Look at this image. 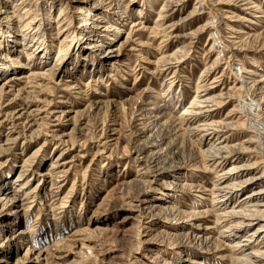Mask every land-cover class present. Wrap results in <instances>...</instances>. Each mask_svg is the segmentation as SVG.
<instances>
[{
	"label": "rangeland",
	"instance_id": "rangeland-1",
	"mask_svg": "<svg viewBox=\"0 0 264 264\" xmlns=\"http://www.w3.org/2000/svg\"><path fill=\"white\" fill-rule=\"evenodd\" d=\"M24 1L0 0L3 12L6 11L0 13V73L4 71L0 78L6 80L10 76L22 77L27 73L29 63L38 61V54L30 56L26 50L25 54L22 48L27 41L21 43L19 37L20 34L26 35L34 31L39 23L48 24V30H44L43 33L48 35L45 43L48 46L49 58L42 63L40 69L51 67L56 59L57 65L52 79L45 78V81L41 82L46 86H39L35 90L42 91L41 97L49 107L67 109L71 112L61 122L55 119L47 120L50 125L47 137L44 134L30 136L35 126L27 132V135L17 136L20 129L12 127L6 120L3 121L4 113L0 110V120H2L0 147L6 148L0 152V198L2 199L0 201V264H121L124 258L132 253L135 258L131 264H170V262L171 264H230L229 259L221 257L228 256L227 252L216 254L213 247H200L193 239L194 235L201 232L216 237L223 229L221 222L217 227L211 222L214 220L211 216L195 219L184 217L180 221L169 214L157 216L158 224H154L155 220L152 222L154 224L152 234L164 230L171 234L157 237L151 244L137 249L136 240L130 237L131 234L127 235V229L136 222L129 219L134 208L124 206L121 198L126 195L136 200L139 187L121 185V183L135 179L136 174L142 173L139 166L141 160L136 158V147L146 141H156L159 138L156 135L161 130L160 127L158 130V126L165 124L163 122L168 118L169 125L178 126L175 124L178 121L177 116L185 106H189L198 93L195 92L194 85L197 84L198 91L201 84L206 83L205 86L208 87L212 85L211 77L214 76L219 82L215 83L217 87H213L212 91L215 95L220 92L225 94L224 98L220 99L223 101L222 105L212 106L215 118L222 119L227 114L226 118L238 124L241 122V117L244 120L251 119L250 122L246 121L248 124L243 125L244 129L229 132L233 136L226 140L230 145H239L253 139L255 144L251 145L253 149L255 148L253 155L258 156L261 153L259 148L264 149V100L259 97H264V85L260 93L259 90L254 93L259 97L251 101L250 99L255 96L249 97V94L242 92L238 100L233 98L230 102L232 98L227 97V93H230L227 90L239 82L234 79L241 74V66L253 72L244 74V81L246 78L249 81L250 78L255 81L264 78V43L253 37L247 38L248 35H255L258 31L264 30V17L256 18L257 15L264 14V0H249L251 2L249 6L226 2L217 5L218 0H174L177 1L176 7L169 14V21L174 23V31L177 34H191L186 38L190 46L186 51L180 52V58L176 57L179 55L177 47L181 45V41L167 40L162 43V33L155 35L151 32V29L156 30L154 22L158 10L166 0H125L128 11L126 13L118 11L117 14L114 6L113 9L106 8L111 16L109 19L117 16L118 20L113 22L112 27L103 29L109 24L108 18H104L102 20L104 24L101 25L103 28L98 30L107 38L116 37V42L113 41L116 47L126 37L128 42L119 55V63H116L118 60L114 57L109 60L100 57L103 60L102 64L98 62L100 66L93 65L91 59L92 55L95 57L99 54L98 51H94L97 49L93 48L92 55L89 53L84 57L85 43L80 39L84 34V32L80 33L82 26H85L91 15L99 12L100 7L96 6L87 13L85 9L91 3L90 0H54L59 1L56 4L53 0H32V3L37 2L36 9L17 23L20 14L26 9L25 4L20 3ZM152 1L154 3L151 5ZM201 2L203 5L198 8V12H194V7H198ZM253 5H259L260 10L254 8L253 11L247 12L246 8ZM19 7L20 10L16 11ZM84 10L89 15L81 14ZM94 10L97 12H93ZM12 12L14 17L9 19ZM59 14L60 17H67V21L62 25L55 22ZM43 16L47 19L36 21L37 17ZM27 21L32 22L24 28ZM123 23V31L118 34L115 30ZM78 26L81 28L79 29ZM21 28L24 30L22 31ZM63 29L69 34L60 44V36L56 37V35ZM196 30V35H192ZM217 35H219V43L216 46L213 38ZM245 38L248 42L244 40ZM242 39L244 41H241ZM41 49L43 50V45ZM168 55H174L172 57L176 59H173L168 71L159 73L158 67L161 61ZM212 65L215 66L212 70L213 75H210L205 82H200L202 80L200 74L204 67ZM7 71L10 73L8 74ZM16 78L10 83L12 93L0 101V109L12 99L13 90L23 86L25 79ZM8 90L9 87L6 91ZM98 99L103 100L104 103L109 101L110 107L104 105L83 116L81 124L83 130L78 134L80 137L74 141V145L70 142L58 144V138L52 136L53 131L59 134L69 133L73 127V116L82 112L89 102ZM23 102L24 99L21 98L13 100L9 105L14 107ZM256 104L260 105L258 109ZM138 106L161 111L159 112L161 114L157 113L160 116L157 117L158 126H151L140 136L135 134V127L140 123V118L133 117ZM234 106H237L236 110L231 111ZM35 114L37 123L45 121L41 118L48 117L43 111ZM100 116L104 118L107 116L102 136L103 125L102 119L99 120ZM95 117L99 126L97 131H92L90 129ZM86 123L88 124L84 125ZM85 128H90L91 132ZM224 135L223 132L218 136L213 134L212 141L217 142L220 140L218 137ZM7 136L18 138L14 143H5ZM173 138L174 136H169L163 139L160 145L152 147L151 150L162 149L165 153ZM188 142L186 144L189 145L188 152L190 151L192 156L197 154L199 146ZM57 144L58 149H55ZM126 146H130V150L124 154ZM152 151L148 150V152ZM189 155L188 153V160ZM257 156L251 161L258 163L253 169L255 174L264 171V163H259L262 157ZM33 159L36 161L33 166L25 167L26 162L32 163ZM183 160L181 158L179 161ZM63 162L66 169L69 168V172L65 177L58 179V186L61 187L59 191L57 190L59 197H65L70 188L72 186L74 188L71 194L65 197L66 202L62 207L57 208L55 213L48 211V204L55 201L58 206L59 202L58 196L51 199L49 194L52 193L47 182L38 187V196L29 199L25 197L23 203L27 206V210L18 205L21 202L14 204L12 196L23 199L26 192L35 188L38 180L41 179L39 174L42 171L53 163ZM192 162H186L180 169L168 170L157 180L151 179L148 190L142 194L144 199L157 203L161 208L173 206L185 212L198 209L193 204L196 202L202 208H209L213 196L203 189L212 187L213 179H217V174L211 167V161L207 164L206 172L200 171L201 167ZM230 165L228 162L225 163L224 170L227 171ZM22 171H25L23 176L17 179ZM194 174L196 177L190 178ZM27 181L29 183L24 185L22 191L15 193L14 188H19ZM184 183H187L186 185L193 183L194 186L185 190L182 189ZM198 184L204 185L203 188H199ZM252 188L253 186L244 189L236 195L235 200ZM8 198H12V201L5 206ZM152 219L145 217L143 228ZM178 224L185 225L184 231L190 233V236L185 238L183 234L176 235L179 232H170L169 228ZM205 226L209 229L204 228ZM247 233H241L240 238H244ZM219 239L227 241L223 231ZM255 239L257 235L253 237V240ZM260 240L255 243H259ZM57 241L60 243L53 246ZM49 246H52L50 255L37 253ZM139 259L144 263L138 261Z\"/></svg>",
	"mask_w": 264,
	"mask_h": 264
},
{
	"label": "bare ground",
	"instance_id": "bare-ground-1",
	"mask_svg": "<svg viewBox=\"0 0 264 264\" xmlns=\"http://www.w3.org/2000/svg\"><path fill=\"white\" fill-rule=\"evenodd\" d=\"M31 1L32 0H25L24 2H20L22 4H25L24 8L26 7V9L24 10L23 13L20 14V17L17 23H20L23 18L27 17L30 13H32L36 9L37 2L32 3ZM90 1L91 3L87 5L86 6L87 9H85L87 13H90L96 6L100 7V10L99 12L94 10L93 12L95 11L97 12L96 15H91L90 18L87 19L85 26H82V29L80 30V33L84 32V34L80 38L81 40H84L83 42L85 43V45H83L84 47L83 55L84 57H87L89 53L92 55L91 52H93L92 49L94 48V49H97L94 51L96 52L98 51L99 54L95 57L93 55L91 56L93 65L97 64L98 66H100L98 62L103 61L100 57H102L104 60H109L111 57H114L116 60H118L116 61V63L117 62L119 63V59H120L119 55H121L123 48L126 46L128 42V37H126V39H124L116 47L115 46L116 37L107 38L101 32H99L98 29L103 28V26L101 25L104 24L102 22L104 18H108L109 24L105 25L103 29L107 27H112L113 22L118 20L117 16H113V18L109 19L111 16H109V14L107 13L106 8L113 9L112 7L114 6V8H116L115 13L119 14L118 11L126 13L128 11L127 4H125V0H90ZM53 2L54 4H56L59 1L53 0ZM222 2H226L229 4L241 3V5H247V6L251 4L249 0H218L217 5ZM150 3L152 5L154 1ZM176 4H177V1H174V0H166L165 3L162 4L156 16V22H154V26H155L154 28L156 30L154 31L153 29H151V32L155 33V35L162 33L163 35L162 36L163 38L161 40L162 43L167 40L181 41V45L177 47V50L179 51L178 52L179 55L178 57H176V58H180V55H181L180 52L186 51L187 48L190 46V42L189 41L186 42V38L191 36V34L175 33L174 23L169 21V14L174 10V8L176 7ZM202 5L203 3L201 2L198 5V7H194V12H196L198 8H200ZM254 8H256L257 10H260L259 5L258 6L253 5L249 8L247 7L246 10L247 12L253 11ZM3 10L4 9H2L0 6V13H6V11L3 12ZM18 10H20V7L17 8L16 11ZM85 10L82 11L81 14L89 15L85 13ZM13 13L14 12H12L9 19L14 17ZM106 14L108 15V17ZM259 15H262V16L257 15L256 18L264 17L263 16L264 14H259ZM39 19L44 20L47 18H45V16H43L42 18L37 17L36 21H39ZM66 21H67V17L66 18H64L63 16L60 17V14L55 19V22L60 25L64 24ZM31 22L32 21H27L24 28L28 27ZM121 25H122L121 27H117V29L115 30L116 32H118V34L123 31L122 27L124 23ZM78 27L79 29L81 28V26H78ZM24 28L23 29L21 28V30L23 31ZM44 30L46 31L48 30V24L45 25L43 23H39L37 25V28L34 31L29 32L26 35L20 34L21 36L19 37V39H21V43L23 41H27V43H25V45L22 48L25 54H26V51H27V54L30 56L34 55L35 53L36 55L38 54L37 56L38 61L33 64L29 63L28 65L29 69L27 73H25V75H22V77L16 78V77L10 76L6 80H1L0 78V101L5 96L12 93L10 83L13 80H15V78L19 80L21 78L25 79L23 86L21 88L13 90L14 95L12 99L9 100V102L5 104L4 106H2L0 109L1 112L4 113L3 121L6 120L7 122H10V125L12 127H15V128L17 127L20 129V132L17 136L27 135V132H29V130L35 126V129L31 131L30 136L44 134L45 136L48 137L47 133L50 132L49 130L50 125L47 123V120L55 119V121L61 122L66 117V115L71 112L70 110H67V109L62 110V109H58L54 107H49L48 104L44 103V100L41 97V94H43L42 91L36 92L35 90L39 86L40 87L46 86V85H42L41 82L45 81L44 80L45 78L52 79L56 65H57L56 64L57 59H56L55 62L50 65L51 67L47 69H43V70L40 69V66L42 65V63H45L49 58V55L47 53L48 46L45 43V41H47L48 35L46 33H43ZM64 31L65 29L61 30L56 35V37L60 36L59 37L61 39L59 41L60 44L63 43L66 38H68L69 33L67 34ZM196 33H197V30L194 31L192 35H196ZM218 37L219 35L213 38V43L215 42L216 46L219 43ZM251 37H253L254 39L261 40V42L263 41L264 43V39H263L264 30L262 29L261 31H258L257 33H255V35L247 36V38H251ZM247 38L244 39L246 42H248ZM244 40L242 39L241 41H244ZM42 45H43V50H45V52H43V50L41 49ZM172 56L174 55L164 56L163 60L161 59L162 60L161 64L158 67L159 69L157 68L159 70V73L165 72L169 67L172 66L173 59L174 60L176 59V58H173ZM59 60L60 58L58 59V61ZM214 67H215L214 65L210 67H204L203 71L200 74V77H202V80L200 82H205L208 78H210V75L211 76L213 75L212 70L214 69ZM240 69H242V71H240L241 74L234 79V81L237 82L238 80L239 82L237 84H234L227 90L231 93V95L230 93H227L228 95L226 94L228 98H232L230 102L233 101V98H237L238 100V98H240V93L242 92H245L247 95L249 94V97L250 96L254 97L255 96L254 93L255 92L257 93L258 90L260 93L264 85V78L261 81H255V80H252V78H250L251 81H249V79L246 78V81H244L243 79L245 77L244 74L251 73L252 71L242 66L240 67ZM8 71L7 73L9 74L10 72ZM2 73H4V71L0 73V76L2 75ZM211 78H212V82H211L212 85H209L208 87H206L205 86L206 83L201 84L199 86L200 88L199 91H198L197 84L194 85L195 92H198V93L194 96L195 98L192 99L189 106H185V109H183L177 116L178 121L175 124H178V126L175 125L176 127H173L174 124L173 126L169 125L167 121L168 120L170 121V119L168 117H167L168 120L166 119L167 121L163 122L165 124L158 126L157 117L159 116V114H161L159 113L161 111L152 110V109L147 108L146 106H138V109H136L133 117H136V116L137 118L139 117L140 123L137 125V127H135L136 129L135 134L140 136L144 134L146 131H148L151 128V126L152 127L158 126V130H160V128L161 130L159 132L160 135L155 134L156 137H159L156 141L150 140L152 136L151 135L149 136L150 139H148L150 141H146V143L140 144L136 147L137 148L136 158L141 160L139 161V166H140V170H142V173L139 175L136 174L135 179H132L128 182L123 181L124 183H121V185L139 187L137 194L135 193L136 200H133L134 198L132 197L130 198L126 195L121 198L124 206L134 208L133 210L134 212L131 213L132 216L129 217V219L136 221V222H134L135 223L134 226L127 229V232H128L127 235L131 234L130 237L136 240L138 244V245L136 244V246H138L137 247L138 249L141 246L144 247V245L151 244L153 240L157 237L164 236V235L167 236L171 234V233H168L166 230L158 232V233H154V235L152 234L151 231L154 227V224H158V221H156V219H158L157 216L159 217L161 215L169 214V216H174V218L176 220L178 219V221L182 220L184 217L188 219H193V218L195 219V218H202L204 216L205 217L211 216L212 218H214V220L211 222L215 223L216 227L221 222L223 224V229L219 231L216 237L209 236L208 233L206 232H201V233L194 235L193 239L200 247H205V248L213 247L214 248L213 250L217 252L216 254L227 252L228 256L223 255L221 257L223 259H229L230 264H264V180H262L264 178V171L259 174H255L253 172V169H255L256 165H258V163H251V161L257 156V155L256 156L253 155L255 152L254 150L255 148L253 149V147H251V145H255L253 139L246 140L245 142L240 143L239 145H235V144L230 145L228 143L229 141L226 140L228 138L230 139L233 136V134H230L229 132L234 131L235 129H244L243 125H245L246 121L250 122L251 119L248 118L249 120L248 119L244 120L241 117L240 118L241 122L238 124V123H233L230 119L226 118L227 114H225L224 118L222 119L215 118V113L213 112L212 108L214 106L219 107L220 105L223 104V101L220 99H223L225 94L223 95L221 92L218 95L214 94V91H212V88L217 87L215 83L219 82L218 81L219 79L217 80L216 76L211 77ZM245 82H246V85H244ZM8 87L10 90L6 91ZM71 88H73V86ZM238 91L240 92L238 93ZM256 97H259V95H256L254 98L250 99V101L255 100ZM21 98L24 99V102L22 104H18L17 106H14V107H11L9 105L13 100H17ZM157 98H159V96ZM259 98L264 100V97L262 96H260ZM31 103H35V104H31ZM104 105L106 107H110L111 103L109 101L104 103V101L101 99L100 100L98 99L97 101L92 102V103L89 102L82 112L76 113L73 116L72 118L73 127L69 131V133L59 134L53 131V135H52L53 138L55 139L58 138V142H57L58 144L61 143V145H63V144H66L67 142H70V144L74 145V141H76L80 137L78 136V134L82 133V130H83V127L81 126L82 119H84L83 116L90 114L91 111L94 110L95 108L98 109L99 107L104 106ZM236 107L237 106H234L233 107L234 109H232L231 111L236 110L235 109ZM259 107L260 105L257 107V109ZM41 111L48 114V117L41 118V120H45V121H41L37 123L35 113L36 112L40 113ZM157 113L159 114L157 115ZM96 118L97 117H95L94 121H92L94 122L92 129L89 128L92 131H97V128L99 126L98 125L99 123L96 121ZM99 118H100L99 120L102 119V125H103V128L101 130L102 131L101 136H102L105 131L104 126L107 123V116L106 118H104V116H100ZM151 119H152V122H151ZM87 124L88 123L84 125H87ZM246 124H248V122ZM85 129L89 130L88 128H85ZM90 130L89 132H91ZM210 130L212 131L210 132ZM221 132H223V134L225 135L218 137L220 138L219 141L213 142L212 141L213 134L215 136H218V134ZM9 136L6 137L5 143H8V142L14 143L16 139L18 138V137L12 138V136L9 138ZM169 136H172V137L174 136V138L172 142L168 144V147H167L168 150L165 149L166 150L165 153L162 152V149L158 151L151 150L152 147H156L160 145L163 139ZM84 139L86 140V137ZM119 140L120 138L118 139V141ZM187 140L190 142V144L192 143V144H196L199 146L198 148L199 152L197 154L192 156L191 152L190 151L188 152L189 145H186L188 142ZM58 144L56 145L55 149H58L57 147ZM259 149L261 150V153H259L257 157H262V161L259 163L263 164L264 163V149H261V148ZM4 150H6V148L0 147V152ZM129 150H130V146H126L124 148L123 153L126 154L129 152ZM148 150L152 152H148ZM188 153L190 154L189 160L187 158ZM181 158H183L184 160L179 161ZM189 161H193L192 164L199 165L201 167L200 171L202 172H206L207 164H209L210 161L212 162L211 167H213V170L217 174V179H213L211 188L203 189L204 192H208L210 195L213 196V198L211 199L212 202L211 204H209L210 205L209 208H206V209L202 208V206L196 202L193 204L196 206L195 208H198V209H193L191 212H185L173 206H165L161 208V206L157 205V203H151L150 200H148L147 198L144 199V196L142 194L146 190H148L147 188L152 182L151 179L157 180L158 178L166 174L168 170L180 169L181 165H184L186 164V162H189ZM34 162H36L34 159L32 160V163H30V161L26 162L25 167L26 166L32 167ZM227 162L230 163L231 165L228 167L227 171H225L223 165ZM64 164H65L64 162L60 164L53 163L45 171H42L39 174L41 179L38 180L37 184L35 185V188H33V190L31 191L26 192L23 199H20V197H17V196H12L14 204L16 205L17 203L21 202L18 205L21 208H24V210H27L26 209L27 206H25V203H23L25 197L26 199H29V198H35L36 196H38L39 194L37 192L38 187L41 184H44V183L46 184L47 182L50 186L49 191L50 193H52V194H49L51 199L53 198L55 199V197L58 196L57 197L58 198L57 201L59 202L58 206L56 205L57 202L55 201H53V203H51L50 201L51 204L50 205L48 204V211L49 212L54 211L55 213L57 208L62 207V205L65 204L64 203L66 202V200H64L65 197L70 195L71 194L70 192L74 188V186H72L70 188L69 193H67L65 197H59L58 191L61 189V187L58 186V179L60 177H65L66 174L69 172V168L66 169ZM144 164H146V166ZM24 172L25 171L20 172L17 176V179L22 177ZM194 177H196L195 174L191 175L190 178H194ZM28 181L22 183L19 188L15 187L14 188L16 189L15 193H17L18 191H22L21 189H23L24 185H27L29 183ZM186 184L187 183L183 184L182 189L187 190L191 188L190 186H194L193 183L190 185H186ZM198 186H200L199 188H203L204 185L201 186V184L200 185L198 184ZM251 186H253V188L250 191L243 194L238 200H235L236 195L241 193L247 187H251ZM12 198H8V202L5 204V206H7L8 203L12 201L11 200ZM0 201H2L1 198H0ZM145 217H148L149 219H152V218L153 219L151 221L149 220L148 225L145 228H143L145 226V225L143 226ZM154 220H155V223L152 224ZM204 228L209 229L208 226H205ZM185 229H186V226L182 224H178L176 227L172 226L169 228V230H171L170 232H179V233H176V235L183 234L185 238H187L188 236H190V233L185 232L184 231ZM221 231L225 233V237L227 238V241H221L219 239V236L221 235ZM243 232H248V233L246 236H244V238H240V234ZM172 234L174 235L175 233H172ZM256 235H257V239L253 240V237H255ZM257 240H260V242L255 243ZM59 243L60 241H57L56 244L53 246H56ZM50 247L52 246H49L47 248L45 247L42 250V252L39 250L37 253L39 255L43 253L44 255L48 256L51 254ZM133 258H135V256L132 253L127 258H124L123 260L124 263L122 262L121 264H131L133 261ZM138 261H141V260L139 259Z\"/></svg>",
	"mask_w": 264,
	"mask_h": 264
}]
</instances>
